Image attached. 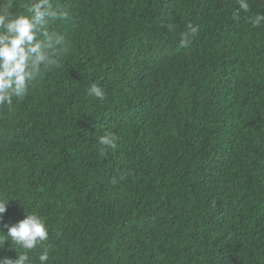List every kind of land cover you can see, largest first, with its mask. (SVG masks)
Instances as JSON below:
<instances>
[{
  "label": "trees",
  "instance_id": "obj_1",
  "mask_svg": "<svg viewBox=\"0 0 264 264\" xmlns=\"http://www.w3.org/2000/svg\"><path fill=\"white\" fill-rule=\"evenodd\" d=\"M248 2L53 0L57 64L0 106V229L41 216L48 264H264V0Z\"/></svg>",
  "mask_w": 264,
  "mask_h": 264
},
{
  "label": "clouds",
  "instance_id": "obj_2",
  "mask_svg": "<svg viewBox=\"0 0 264 264\" xmlns=\"http://www.w3.org/2000/svg\"><path fill=\"white\" fill-rule=\"evenodd\" d=\"M239 11H248V0H237ZM68 12L54 6L53 0H30L22 10H16L15 0L0 2V106H10L13 99L22 100L28 94L30 87L45 72L56 66L60 51L65 46V40L52 30L56 20H65ZM254 26L264 24V14H257L252 20ZM198 31L197 26L187 25V31L181 34V45L188 46L191 38ZM87 95L103 100L105 92L101 86L93 83L87 89ZM98 143L104 147H116L113 134L105 132ZM104 148H101L103 152ZM11 199H0V220L7 212ZM6 232L0 229V249L5 255L0 256V264H31L27 251L37 245L43 247L39 255L40 264H48L49 252L44 246L49 236L44 219L36 213H27L25 218L13 224H4ZM8 248L5 249V243ZM15 246L26 250L17 253L13 259L6 253L9 249L16 251Z\"/></svg>",
  "mask_w": 264,
  "mask_h": 264
}]
</instances>
